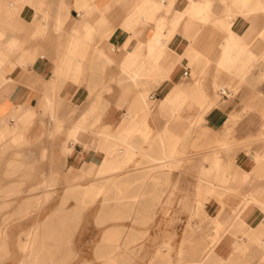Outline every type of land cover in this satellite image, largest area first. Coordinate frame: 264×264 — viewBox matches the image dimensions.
Masks as SVG:
<instances>
[{"label":"crops","instance_id":"1","mask_svg":"<svg viewBox=\"0 0 264 264\" xmlns=\"http://www.w3.org/2000/svg\"><path fill=\"white\" fill-rule=\"evenodd\" d=\"M22 1L0 0V159L69 207L53 253L264 264V0Z\"/></svg>","mask_w":264,"mask_h":264},{"label":"rangeland","instance_id":"2","mask_svg":"<svg viewBox=\"0 0 264 264\" xmlns=\"http://www.w3.org/2000/svg\"><path fill=\"white\" fill-rule=\"evenodd\" d=\"M20 161L21 162L17 164L9 163L7 160L2 163L0 159V227L4 230L0 234V240L1 242L3 241L0 243L2 246L0 247V264H31L30 255L34 254V252H32L33 248H23L24 242L30 239L31 232L34 231L32 241H35L32 244L39 245L40 243H38V241L43 238V230L46 225L52 223L54 218L69 219V216L72 215L68 210L66 211L67 213L62 214L64 209L68 207H64L61 204L57 206L52 203L57 201L56 195L44 198L42 204L40 203V199L29 198L28 194L36 192V190L24 189L25 183L31 180L29 174L19 173L18 170L24 169L23 162L25 160L20 159ZM90 207L91 206L88 205L81 206L82 211L79 214L81 219L87 215ZM6 219H9L8 222ZM66 219L63 221L59 220L60 226H62L60 229L61 238L54 239L62 240V238L68 234L69 222L66 221ZM86 224V221L79 224L78 229L81 230V234L82 230H85L84 227ZM67 243L71 245V241ZM53 256H55L54 260H50L47 256L46 258L48 259L40 264H79L81 258H86L88 255L66 254L62 256L55 254ZM85 263L88 264L87 261H85Z\"/></svg>","mask_w":264,"mask_h":264},{"label":"bare ground","instance_id":"3","mask_svg":"<svg viewBox=\"0 0 264 264\" xmlns=\"http://www.w3.org/2000/svg\"><path fill=\"white\" fill-rule=\"evenodd\" d=\"M22 1V0H21ZM23 2V1H22ZM26 3H27V0H26ZM8 195V194H7ZM6 195V196H7ZM141 197V196H140ZM249 201V200H248ZM9 207V206H8ZM69 208V207H68ZM67 208V209H68ZM71 208V207H70ZM23 209V207H22ZM1 213V211H0ZM13 214V213H12ZM5 215V214H4ZM7 215V214H6ZM11 215V214H10ZM8 215V216H10ZM240 215V214H239ZM10 219V218H9ZM9 219H6L7 222ZM64 219L66 218H60V219H57V218H54V221H52V223L46 225L44 228V232H43V238L42 239H39L38 243H40L39 245H34L32 244L33 242L35 241H32V237L34 236V231L31 232L30 234V239L26 242H24L23 244V248H29V247H32L33 248V251L34 254L33 255H30L31 257V264H40L41 262H45L46 259H52L54 260L55 259V253H53V246L58 244L59 242H62V240L60 239H54V238H61V234H60V229L62 226H60V222L59 220L63 221ZM68 219V218H67ZM50 221V220H49ZM2 226V225H1ZM11 227V225H10ZM9 227V228H10ZM8 228V227H7ZM6 229V228H5ZM35 230V229H34ZM4 230L1 229L0 227V234L3 232ZM6 232V231H5ZM42 232V231H41ZM42 235V234H40ZM45 238V239H44ZM54 239V240H53ZM3 242V241H2ZM1 240H0V243H2ZM0 247L1 244H0ZM5 247V246H4ZM64 247V246H63ZM64 249V248H63ZM63 249L61 251H63ZM164 249V248H163ZM61 251H60V254H61ZM59 254V253H58ZM48 256V258H46Z\"/></svg>","mask_w":264,"mask_h":264},{"label":"built area","instance_id":"4","mask_svg":"<svg viewBox=\"0 0 264 264\" xmlns=\"http://www.w3.org/2000/svg\"><path fill=\"white\" fill-rule=\"evenodd\" d=\"M187 73V72H186ZM223 94H225L224 92H223Z\"/></svg>","mask_w":264,"mask_h":264}]
</instances>
